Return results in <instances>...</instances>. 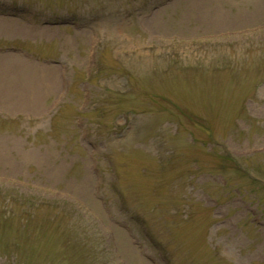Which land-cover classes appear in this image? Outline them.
Instances as JSON below:
<instances>
[{
	"label": "rangeland",
	"instance_id": "obj_1",
	"mask_svg": "<svg viewBox=\"0 0 264 264\" xmlns=\"http://www.w3.org/2000/svg\"><path fill=\"white\" fill-rule=\"evenodd\" d=\"M0 264H264V0H0Z\"/></svg>",
	"mask_w": 264,
	"mask_h": 264
},
{
	"label": "trees",
	"instance_id": "obj_2",
	"mask_svg": "<svg viewBox=\"0 0 264 264\" xmlns=\"http://www.w3.org/2000/svg\"><path fill=\"white\" fill-rule=\"evenodd\" d=\"M226 159V158H225ZM222 171H223V168H222Z\"/></svg>",
	"mask_w": 264,
	"mask_h": 264
}]
</instances>
